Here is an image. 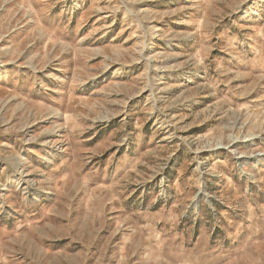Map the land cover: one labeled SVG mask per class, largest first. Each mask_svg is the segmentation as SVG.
<instances>
[{
  "label": "rangeland",
  "instance_id": "1",
  "mask_svg": "<svg viewBox=\"0 0 264 264\" xmlns=\"http://www.w3.org/2000/svg\"><path fill=\"white\" fill-rule=\"evenodd\" d=\"M0 264H264V0H0Z\"/></svg>",
  "mask_w": 264,
  "mask_h": 264
}]
</instances>
